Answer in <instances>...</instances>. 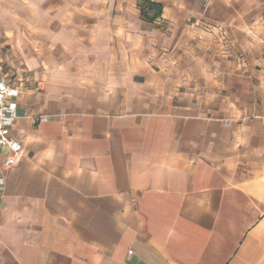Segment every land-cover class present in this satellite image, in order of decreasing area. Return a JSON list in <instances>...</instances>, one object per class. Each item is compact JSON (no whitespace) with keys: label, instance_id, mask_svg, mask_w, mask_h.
I'll list each match as a JSON object with an SVG mask.
<instances>
[{"label":"crops","instance_id":"1","mask_svg":"<svg viewBox=\"0 0 264 264\" xmlns=\"http://www.w3.org/2000/svg\"><path fill=\"white\" fill-rule=\"evenodd\" d=\"M0 57V264H264V0H0Z\"/></svg>","mask_w":264,"mask_h":264},{"label":"built area","instance_id":"2","mask_svg":"<svg viewBox=\"0 0 264 264\" xmlns=\"http://www.w3.org/2000/svg\"><path fill=\"white\" fill-rule=\"evenodd\" d=\"M209 2L211 0H203ZM152 23L161 30L167 32L171 28V23H167L160 16L149 14ZM19 89L12 81V76L6 70L0 57V160L5 167L9 168L21 159L23 145L16 138L12 137V128L19 119L17 96ZM46 121L47 118H43Z\"/></svg>","mask_w":264,"mask_h":264},{"label":"trees","instance_id":"3","mask_svg":"<svg viewBox=\"0 0 264 264\" xmlns=\"http://www.w3.org/2000/svg\"><path fill=\"white\" fill-rule=\"evenodd\" d=\"M140 8L143 11V16H145V18H147L151 22H152V19H150L149 17L150 13H153L154 16H159L162 12V9L160 6L156 4L154 5V4L146 3V2L141 3Z\"/></svg>","mask_w":264,"mask_h":264}]
</instances>
